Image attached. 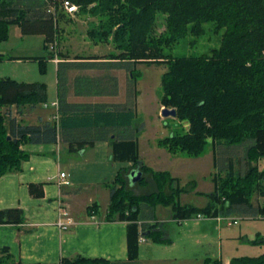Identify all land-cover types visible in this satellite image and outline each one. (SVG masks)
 Here are the masks:
<instances>
[{
    "label": "trees",
    "instance_id": "obj_1",
    "mask_svg": "<svg viewBox=\"0 0 264 264\" xmlns=\"http://www.w3.org/2000/svg\"><path fill=\"white\" fill-rule=\"evenodd\" d=\"M65 1L76 5V12L85 10L103 16L99 28H92L88 34L94 40L110 38L116 51L101 56L76 55V61H65L67 54L58 51L57 111L54 109L50 119L38 124L16 119L3 108L46 103V83L0 77V176L20 170L21 162L28 156L20 147L23 143H54L63 134L68 151L75 152L96 140H108L111 160L129 163L106 183L110 196L105 214L108 221H126L127 259L76 255L63 257L57 264H137L140 237L147 236L154 242L170 241L159 231L147 229L154 223L140 219L142 206L150 209L158 204L169 206L177 221L196 214L217 217L234 213L264 219V199L262 203H253L251 199L253 194L264 198V164L258 168V162L264 159V0H0V42L8 38L9 26L17 25L23 35L42 34L48 58L53 59L50 45L56 47L61 35L59 22L70 14L64 7ZM159 12L166 14V29L154 35L152 30ZM205 22H212L216 29L224 27L220 45L210 53L173 57L164 51L187 34L201 35ZM3 58L0 54V60ZM29 58L37 60L41 71L44 70L46 58L26 57ZM100 58L105 60H97ZM137 63L166 64L167 69L161 75L160 107L175 109V118L187 123L184 131L171 132L160 138L157 145L171 153L198 156L210 144L213 166L217 163L219 145L244 146V170L235 168L229 156L226 166L229 172H225L224 178L212 176L213 190L205 193L208 201L204 206L179 201L182 193L195 189L194 180L183 185L169 171L153 170L140 159L137 137L143 126H132L136 117L134 107L128 103L94 106L72 103L65 97L61 70L67 64L73 68L104 64L108 69L125 68L132 76L127 67ZM92 81L83 76L77 79L76 87L89 90ZM116 91L112 90L111 94ZM132 93L136 95L135 88ZM74 128L80 131L71 134ZM82 131L88 132V136L83 137ZM131 170L141 172L140 179L134 183L129 177ZM149 183L150 190L137 193L133 189ZM28 189L34 197L43 196L41 183L30 182ZM97 212L96 203L86 208L89 216ZM23 221L22 208L0 209V224L17 225ZM260 241L264 237L252 242ZM0 252L4 254L0 253V264H41L13 263L8 247H2ZM203 264H221V261L205 258ZM229 264H264V253L235 256Z\"/></svg>",
    "mask_w": 264,
    "mask_h": 264
},
{
    "label": "crops",
    "instance_id": "obj_2",
    "mask_svg": "<svg viewBox=\"0 0 264 264\" xmlns=\"http://www.w3.org/2000/svg\"><path fill=\"white\" fill-rule=\"evenodd\" d=\"M68 15L70 16V14ZM32 35H41L43 39L42 34ZM20 36L23 38L24 35L21 34ZM67 57L65 61H76L75 56ZM52 60L55 62V69H57L58 61ZM97 60L104 61L105 59L100 58ZM94 68L88 69L94 70ZM71 69H73V65L67 64L61 70L62 77H64L63 82L65 83L62 87H65L64 92L68 102L93 106L96 104L124 105L127 103L128 98L125 102L111 100L113 96L116 97L118 91L111 94V90L108 89L109 85H106L105 82L97 83L96 78L91 76L85 75L86 78L95 81H92L93 87L91 89H77V77L71 74L73 72L69 74ZM101 79L98 78V80ZM55 82L56 98L52 102L58 100L57 77ZM132 95L130 106L134 107L137 114V93L136 95L132 93ZM52 102L48 104L47 100V103L22 108L12 105L4 107L3 110L8 111V114L16 119L23 118L25 123L38 124L52 117L53 110L50 106L55 109ZM48 110L49 112H47ZM132 126H134V123H132ZM79 131V129L74 128L71 134ZM115 132L117 131L115 130ZM87 133L82 131L83 137H87ZM110 135L113 137L112 133ZM137 141L139 157L147 166L153 170L169 171L172 176L178 177L177 174H174L173 164L168 161L173 158L182 160L184 157H178L179 155L175 153L172 154L164 147L157 145V143L151 150V153L156 154L154 158H152L151 153L146 156L142 155L139 137H137ZM68 146V141L65 140V137L63 138V134L62 138L54 143H23L20 147L28 153V156L21 162L20 170L7 172L0 176V209L19 207L22 208L24 213L22 223L17 225L0 224V249L8 247V253L13 263L57 264L63 257H74L76 255L90 258L103 257L118 261L127 259L126 221L118 219L108 221L105 219V214L110 196L106 183L114 179L120 167L128 166L129 163L111 160V147L108 140H96L93 145H86L75 152L68 151ZM163 159L168 162H166L168 166L155 167ZM60 171L67 173L68 184L58 183ZM30 182L42 184L43 196L34 197L30 194L28 189ZM142 188L152 189V184L149 183L148 186H142ZM212 190L213 183L211 189L207 192ZM179 201L181 204H193L200 207L207 204V202L205 204L181 202V195ZM93 203L98 205V212L89 216L86 213V208ZM61 205L67 208L74 221L66 230H59L53 224L58 215V207ZM142 211L140 219L142 221L146 220V223L150 222L149 224L154 223L147 229L159 231L169 239H171L170 236L173 237L174 240L172 239L169 242L153 241L147 243L146 248H144L142 244L149 239V237L144 236L145 240L139 241V247L141 248H139L136 260L137 264H203L205 258L220 260L222 264V259L219 258V237H221L219 222L222 219H219V216H207L205 217L207 219H203L205 221L200 220L203 224H200L198 234L191 235V226H186V221H184L185 223L175 221L169 206L158 204L153 209L142 206ZM231 215L239 216L235 213ZM203 228L210 229L205 231ZM173 232L176 233L175 237L172 236ZM234 235L240 237L241 232ZM194 236H196L194 239L195 244L207 245V248L203 250L205 255L196 253V256H193V243L191 242ZM248 237L255 239L253 236ZM177 241H180L179 245H176ZM162 244H165L164 247H161ZM216 244L217 251L214 252ZM166 245L169 247H165ZM168 248H170V252L178 248L177 253L179 254H174L172 258L160 253V251L168 250ZM143 252L146 253V259L144 260L141 259ZM232 257L229 258L228 264Z\"/></svg>",
    "mask_w": 264,
    "mask_h": 264
},
{
    "label": "rangeland",
    "instance_id": "obj_3",
    "mask_svg": "<svg viewBox=\"0 0 264 264\" xmlns=\"http://www.w3.org/2000/svg\"><path fill=\"white\" fill-rule=\"evenodd\" d=\"M166 14L157 13L155 24L152 30L154 35H158L166 29ZM103 18L100 14H91L89 11L72 12L70 16H65L61 19L59 27L61 28V35L57 41L56 47L53 49V54L57 55L60 51L66 53L67 56H90V55H104L109 52H115L116 48L110 38L100 40L95 37L91 38L88 31L99 28L100 19ZM204 31L199 36L187 34L184 38H180L171 48H164V51L170 56H188L210 53L211 49L217 48L220 45V40L224 27L216 29L212 22H205L203 24ZM20 30L17 25L9 26V36L6 40L0 42V54L4 56L0 60V77H10L16 80L25 81H43L47 84V100L48 104L56 97V65L52 59H47L48 51L43 47V39L41 35H24L21 38ZM59 51V52H58ZM54 55V56H55ZM30 56H43L46 58L44 70L41 71L40 64L35 59H26ZM102 59V58H101ZM100 63V62H98ZM102 63V62H101ZM133 74L128 73L125 68H111L104 64L95 65L94 70L88 68H73L69 74L76 76V79L83 76H91L96 78L97 83H104L109 85L112 91L116 89L118 94L113 96L111 100L125 102L131 105L132 92L134 88L137 91V114L133 121L134 126L142 125L143 128L138 134L140 138V147L142 155L151 153L152 148L156 146L157 141L164 136L169 135L171 132H182L187 128L186 121H180L171 115H163L162 108L160 107V99L163 93L161 86V75L167 69L166 64H147L137 63L130 64L127 67ZM108 74V75H105ZM83 75V76H81ZM137 79L135 82L134 78ZM102 78V82L98 81ZM95 82V81H93ZM47 103V102H46ZM50 108L54 110L51 106ZM49 112V110L47 111ZM238 145V144H237ZM152 158L156 155L151 153ZM174 154V153H172ZM178 157L184 159H170L168 162L173 164L174 174L180 179L181 184L188 183L194 180L195 189L190 193L181 194V202H191L196 204H205L208 201L207 193L212 187V176L216 174L225 177L227 169L228 157L231 156L234 161L235 168L243 171L245 168L244 163V146L238 147H224L219 145L217 147L216 166L212 165L213 151L211 145H207L205 150L198 156H190L182 152L175 153ZM177 157V156H174ZM177 157V158H178ZM238 159V162L236 161ZM160 164L155 166L162 168L168 166V162L163 159ZM167 162V163H166ZM264 164V159L258 162V168L261 169ZM173 171V172H174ZM134 191L141 193L151 188L145 189L142 187H133ZM252 202H262L263 197L253 194L251 196ZM195 216V215H194ZM193 218L182 219L181 222L186 221V226H191V235L198 234L200 230V220ZM222 217V216H219ZM228 218H236L238 224L227 225L228 219H222L219 224V258L222 259V264H228V260L232 256H250L264 253V241L253 243V239L248 236H253L258 240L264 237V219L262 218H248L237 215H230ZM175 220V219H174ZM176 221V220H175ZM205 221V220H203ZM145 222H147L145 220ZM150 223V222H149ZM185 223V222H184ZM194 225V229H193ZM210 228H203L208 231ZM238 232L241 236L238 237ZM176 234V233H175ZM173 232L172 236H176ZM234 235V236H233ZM196 236L192 238L193 243V256L195 254L205 255L203 250L207 248L206 244H195ZM172 241L173 237L170 236ZM174 240V239H173ZM152 239H147V242L142 244L144 248L147 243H152ZM177 241L176 245H179ZM162 244L161 247H164ZM165 247H169L166 245ZM176 247V246H175ZM141 248V247H139ZM162 250V255H167L173 258L174 254L178 255L175 248L171 252ZM214 252L217 251V244L214 247ZM210 254V253H209ZM146 253L143 252L141 259H146Z\"/></svg>",
    "mask_w": 264,
    "mask_h": 264
},
{
    "label": "built area",
    "instance_id": "obj_4",
    "mask_svg": "<svg viewBox=\"0 0 264 264\" xmlns=\"http://www.w3.org/2000/svg\"><path fill=\"white\" fill-rule=\"evenodd\" d=\"M64 7L65 9L67 10L68 13H72L74 12L76 9H77V6L74 5V4H71L69 1H65L64 2ZM55 47L53 45H50V48L52 51ZM55 55V54H54ZM53 55V59L55 61H59V58L57 55L54 56ZM52 105L55 107V110L57 111V107H58V103L55 101V102H52ZM55 118H57L56 114L54 115ZM67 177V173L64 172V171H60L59 172V175H58V183L59 184H68L69 181L68 179L66 178ZM195 218L197 219H202V218H205L207 216L205 215H202V214H196L194 216ZM229 216H222V217H219V219H228L226 221V223L228 225H232V224H236L238 222V220L236 218H228ZM193 218V217H191ZM73 220L69 214V211L67 210V208L64 206V205H61L58 207V215H57V218L56 220L54 221V225L59 229V230H66L68 229L72 224H73ZM145 238L144 237H140L139 238V241H144Z\"/></svg>",
    "mask_w": 264,
    "mask_h": 264
},
{
    "label": "water",
    "instance_id": "obj_5",
    "mask_svg": "<svg viewBox=\"0 0 264 264\" xmlns=\"http://www.w3.org/2000/svg\"><path fill=\"white\" fill-rule=\"evenodd\" d=\"M175 109L173 108H167V107H162V114L163 115H171V116H175ZM130 180L132 183L136 182L137 180L140 179L141 177V172L140 171H135V170H131L130 174H129Z\"/></svg>",
    "mask_w": 264,
    "mask_h": 264
}]
</instances>
